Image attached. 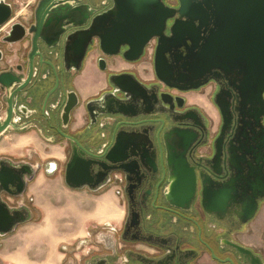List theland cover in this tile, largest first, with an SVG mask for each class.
I'll return each mask as SVG.
<instances>
[{
  "label": "flooded vegetation",
  "instance_id": "1",
  "mask_svg": "<svg viewBox=\"0 0 264 264\" xmlns=\"http://www.w3.org/2000/svg\"><path fill=\"white\" fill-rule=\"evenodd\" d=\"M40 1L32 3L29 13L21 10L15 13L18 0H0L10 6V16L0 24V52L16 55L18 60L14 65L28 64L31 35L27 30L35 22V9ZM162 1L173 10L179 7L178 0ZM88 2L98 3L80 1ZM196 2L201 3V0ZM111 5V0H106L95 14ZM200 8L202 10V4ZM201 10L197 15L203 23L199 20L179 23L178 38L165 49L167 69L171 73V78L168 75L167 78L172 86L164 84L154 74L157 37H153L138 60L132 62L121 54H104L97 39L92 37L81 68L77 71L70 68L75 49L69 37L85 38L88 22L82 26H66L62 45L50 55L42 53L37 84L12 102L10 130L26 133L36 128L39 137L50 133L53 142L62 148L63 158L54 162L52 170L59 173L66 188L89 192L112 189L120 196L122 216L113 237L100 250L92 252L83 264H264V229L256 233L249 226L253 218L241 223L237 216L240 208L235 203L224 212L202 205L203 189L216 190L231 177L239 176L238 179L245 182L250 174H264V103L246 98L239 66L218 68L215 64L221 58L206 55V38L213 25L204 21ZM175 20L187 19L179 18L175 12L166 20L165 36H171L169 29L177 23ZM16 24H21L26 32L22 47L9 46L6 42L8 37L16 35ZM179 33H184V38H179ZM120 49L124 51L125 47ZM91 55L97 67L99 60L104 64L103 70L98 68L105 73L106 88L96 96L83 98L72 81ZM116 57L129 64L149 63L152 77L142 79L132 68L111 71L109 66L116 65ZM39 61L35 58L34 66L38 67ZM121 74H132L140 81L144 94L151 100L146 109L153 114V121L141 129L142 135L130 136V139L116 138L107 126L92 125L93 110L98 105L109 109L110 98L106 92L119 81L112 75ZM197 84L196 88H180ZM207 86L209 92L204 93L202 89ZM69 91L75 93L77 104L67 125L62 127V101ZM72 97L70 95V100ZM102 97L105 98L102 103H97ZM8 107L6 96L0 92V120L5 118ZM78 108L84 113L79 117L80 124L71 129V124L77 120L74 113ZM176 133L184 138L178 139ZM72 157L77 159L75 165L82 173L76 178L83 180V184L75 188L65 183L66 166ZM181 159L189 169L195 170L197 190L192 202L179 209L171 204L167 194L175 185L174 175ZM6 162L18 171L30 165ZM263 200L257 198V211ZM7 206L12 212L27 210L24 221L28 219V206L10 207L8 203Z\"/></svg>",
  "mask_w": 264,
  "mask_h": 264
},
{
  "label": "water",
  "instance_id": "2",
  "mask_svg": "<svg viewBox=\"0 0 264 264\" xmlns=\"http://www.w3.org/2000/svg\"><path fill=\"white\" fill-rule=\"evenodd\" d=\"M80 1L87 0H41L38 3L35 9V22L27 30L31 35L28 64L21 62L14 65L15 63L0 52V92L6 96L9 106L5 118L0 120V135L9 131L12 126L10 121L12 102L18 101L37 84L41 72L42 53L50 55L55 48L62 45L66 26H82L89 22L85 38L79 35L69 37L75 49L73 63L69 67L75 71L81 68L85 49L92 37L97 39L98 46L104 54H121L125 60L131 62L138 60L149 41L157 37L158 43L153 57L154 74L158 80L169 84L167 75L171 78V73L167 69L165 49L178 38L176 30L179 23L191 24L196 20L201 22L200 16L197 15L201 10V4L204 21L213 25L206 38V55L210 58L214 56L221 58L215 67H229L232 64L239 66L243 75L242 90L246 98L249 101L264 103V0H201V3H197L198 0H178L177 10L165 6L162 0H111L112 5L97 14H95L97 7L104 5L106 0L98 3ZM175 12L179 14V18L184 17L187 20L180 22L175 20L177 23L169 29L171 36H165L166 20L172 18ZM9 16L10 6L0 3V24ZM14 29L16 35L8 37L6 42L9 46L17 44L22 47L25 29L21 24H16ZM184 36V33H179V38L182 39ZM121 47H125V50L121 51ZM66 49L65 45L64 52ZM35 58L40 60L38 67L34 66ZM241 65L243 67H240ZM98 67L102 70L105 68L101 60ZM112 76L119 78V81L114 82L113 88L106 92L110 98L109 109L100 108L98 105L93 110L92 125L98 128L103 126L111 128L112 135L117 136L116 138L130 139V136H140L141 129L153 121L151 110L146 109L151 100L144 94L140 81L132 74ZM198 86L199 84L180 88ZM253 89L255 93L252 92ZM52 91L53 89L47 93L46 98ZM70 95L73 96L72 100ZM104 99L99 98L96 102L102 103ZM62 104L61 126L65 127L72 109L77 104L75 93L67 92ZM58 132L61 131L58 129ZM175 135L178 139L184 138L178 133ZM66 136L72 139L71 136ZM76 160L72 157L65 170V183L71 188L83 184V180L76 178L82 174L75 165ZM32 174L33 169L30 165H24L18 171L15 166L0 160V234L11 232L16 224L26 219L27 213V210H24V213L12 212L4 201L3 194L22 195ZM238 177H231L216 190L203 189L202 205L204 207L209 205L214 210L224 212L227 206L235 203L240 208L237 216L241 223H245L256 214L257 198H264V174L261 172L250 174L245 182ZM174 181L175 185L168 192L167 198L176 208L182 209L184 204L192 202L197 190L195 170L189 169L183 159L178 162Z\"/></svg>",
  "mask_w": 264,
  "mask_h": 264
},
{
  "label": "rangeland",
  "instance_id": "3",
  "mask_svg": "<svg viewBox=\"0 0 264 264\" xmlns=\"http://www.w3.org/2000/svg\"><path fill=\"white\" fill-rule=\"evenodd\" d=\"M34 1L18 0L15 13H29ZM209 89L207 86L202 91L208 93ZM35 137L33 131L10 130L0 135V160L27 162L34 175L27 180L22 195L2 196L10 207L28 206L30 214L11 232L0 234V264H83L113 237L122 216L120 196L112 189L89 192L63 186L59 173L52 170L54 160L40 157L49 144H29ZM44 168L50 170L46 176L49 181L39 183L35 175ZM102 208L107 212L105 218L97 214ZM249 226L256 233L264 229V200Z\"/></svg>",
  "mask_w": 264,
  "mask_h": 264
},
{
  "label": "crops",
  "instance_id": "4",
  "mask_svg": "<svg viewBox=\"0 0 264 264\" xmlns=\"http://www.w3.org/2000/svg\"><path fill=\"white\" fill-rule=\"evenodd\" d=\"M7 53V52H6ZM10 54V53H9ZM6 58L13 63H16L18 60V57L16 55H8L6 54ZM111 71H117L121 68L126 69L129 71L130 68L135 70L138 74V76L142 79H150L152 77V70L151 66L147 62H140L138 64H129L127 62H124L119 57H116V65L109 66ZM144 69V70H143ZM105 73L100 71V69L97 67L95 63L94 55L89 56L82 69L73 77V85L75 89L82 94L83 98L89 97V96H96L97 94L101 93L106 88L105 84ZM84 111L82 108H78L74 115L76 117V121L71 124V129H74L76 126H78L80 123L79 117L83 115ZM38 129H33V133L35 134V138L33 140L28 141L29 144H37V143H46L49 144L48 150L45 151V157L40 155L42 159L46 158L48 160L53 159L54 162L57 160H61L63 158L62 154V148L60 145L55 144L53 142V136L49 133L47 136L39 137L37 133ZM10 131V130H9ZM9 131L5 132L8 133ZM3 133V134H5ZM53 164V163H52ZM51 169V168H50ZM35 174V172H34ZM50 175V170L47 168L42 169L40 172H38L35 176L38 179L39 183L47 182L48 177ZM58 175V174H57ZM34 176V175H32ZM38 183V184H39ZM64 186V185H63ZM103 209V208H102ZM100 210L97 214L98 216H101L100 218L106 217V209ZM105 211V212H104ZM120 220V219H119Z\"/></svg>",
  "mask_w": 264,
  "mask_h": 264
}]
</instances>
